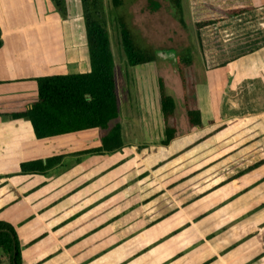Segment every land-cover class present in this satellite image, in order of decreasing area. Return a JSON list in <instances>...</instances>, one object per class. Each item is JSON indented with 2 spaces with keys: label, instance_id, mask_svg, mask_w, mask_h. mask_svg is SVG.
Masks as SVG:
<instances>
[{
  "label": "crops",
  "instance_id": "0c3cea01",
  "mask_svg": "<svg viewBox=\"0 0 264 264\" xmlns=\"http://www.w3.org/2000/svg\"><path fill=\"white\" fill-rule=\"evenodd\" d=\"M252 1L253 11L219 23L224 40L264 37V0ZM71 16L52 0H0V221L14 227L22 264H264V164L245 171L264 159V47L211 71L201 52L191 59L194 78L187 68L180 77L185 110L169 95L168 124L160 93L143 124L119 90L123 148L79 155L100 145L101 131L39 140L29 119L12 116L37 100L39 77L91 71L85 30L76 32ZM188 108L203 127L245 123L151 170L136 147L162 146L167 126L170 144L199 132ZM56 155L63 165L21 173L22 163Z\"/></svg>",
  "mask_w": 264,
  "mask_h": 264
},
{
  "label": "trees",
  "instance_id": "16d2710c",
  "mask_svg": "<svg viewBox=\"0 0 264 264\" xmlns=\"http://www.w3.org/2000/svg\"><path fill=\"white\" fill-rule=\"evenodd\" d=\"M63 16L67 15L64 0H52ZM85 18V36L89 50L91 71L83 74L50 75L36 79L38 98L23 113L12 115L13 118L30 120L35 135L39 140L50 139L83 131H101L100 145L97 148L80 152L83 154L112 155L124 146L122 126L111 123L120 117L117 82L115 78V58L111 49L110 35L101 19V0H81ZM126 0H111L114 9H120ZM180 16L183 15L181 0H173ZM153 6H159L155 4ZM158 8V7H157ZM156 8V9H157ZM254 10L252 0H191V12L196 28L198 44L204 67L211 71L250 54L264 47V37L253 32L231 40H224L219 31V23ZM180 23L185 27L183 18ZM119 22V31L126 64L137 67L157 60L155 50H143L136 42L126 21ZM2 46V29L0 26V47ZM188 52H191L188 50ZM187 52V54H188ZM189 55H181V61L191 65ZM179 74L184 79V69ZM160 98L165 122L174 116L175 100L166 93L163 81H160ZM191 127L199 126L201 130L191 136L180 139L173 144L175 131L167 126L166 140L162 146H137L140 159L155 170L170 160H175L197 147L211 142L239 127L245 120L232 118L220 123L202 126L200 112L188 108ZM180 146V149H173ZM173 149V150H172ZM176 151L173 155L172 153ZM171 154V155H170ZM65 155H56L44 160L28 161L21 164L22 174L47 173L61 165ZM264 164V159L250 166L251 171ZM244 173V172H243ZM14 246L17 249L16 264H22V252L19 238L13 226L0 221V261L14 264Z\"/></svg>",
  "mask_w": 264,
  "mask_h": 264
},
{
  "label": "rangeland",
  "instance_id": "374dc122",
  "mask_svg": "<svg viewBox=\"0 0 264 264\" xmlns=\"http://www.w3.org/2000/svg\"><path fill=\"white\" fill-rule=\"evenodd\" d=\"M64 2L66 12L70 11L72 13L73 28L76 32L83 34L85 18L82 4L79 7L69 8L66 0ZM79 2L82 3L81 0ZM100 4L102 5V9H100L101 19L109 32L111 49L117 64V90L118 93L119 90H123L122 99L126 101L127 96H131L132 102L130 104L133 105L134 113H138L143 117V119H140L143 124L150 122V108L156 105L155 99L160 93V81L162 80L166 86V93L179 98L181 102V104L179 103V111H184L179 70L180 67L186 69L189 66L181 61V55H189L197 63L201 52L193 22L190 0H181L182 17L173 0H126L125 5L120 9H114L111 0H101ZM155 4H159V6H153ZM180 17L183 18L185 27L180 23ZM121 20L126 21L136 42L146 52H149V49L155 50L159 54L163 51H169L164 56L165 59L161 60L160 56V58H157L156 64L151 63L137 67L128 66L119 31L118 21ZM188 50L191 52H188ZM170 52H175V56H171ZM188 68L187 77L194 78L195 73H191ZM117 123H119V119L113 121L111 126ZM0 252L2 253L1 249ZM0 264L9 263L0 261Z\"/></svg>",
  "mask_w": 264,
  "mask_h": 264
},
{
  "label": "water",
  "instance_id": "95a60500",
  "mask_svg": "<svg viewBox=\"0 0 264 264\" xmlns=\"http://www.w3.org/2000/svg\"><path fill=\"white\" fill-rule=\"evenodd\" d=\"M171 56H175V52H170L169 53ZM16 258H17V249H16V246H14V256H13V263L16 264Z\"/></svg>",
  "mask_w": 264,
  "mask_h": 264
}]
</instances>
